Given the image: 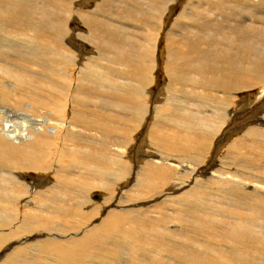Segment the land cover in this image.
<instances>
[{"label": "bare ground", "instance_id": "bare-ground-1", "mask_svg": "<svg viewBox=\"0 0 264 264\" xmlns=\"http://www.w3.org/2000/svg\"><path fill=\"white\" fill-rule=\"evenodd\" d=\"M181 2L0 0L6 46L0 51V264H264V175L245 176L228 161L214 168L220 153L236 162L248 158L238 167L264 172V117L247 130L253 141L243 135L223 153L233 131L221 136L240 91L264 94V0H187L165 32L169 11ZM92 4L88 14L79 11ZM247 8L249 23L235 18ZM73 13L89 29L83 42L102 54L85 66L63 47L62 15ZM6 28L30 43L6 36ZM15 43L50 47L51 57L11 52ZM62 48L64 58L56 54ZM8 65L40 83L15 74L9 75L15 82L4 81ZM158 69L164 98L151 104ZM139 133L148 142L141 165L129 156ZM243 144L259 155L245 153ZM211 156L209 169L200 171ZM28 171L57 180L31 191ZM124 181L128 191L119 197L113 190ZM95 190L104 192L101 200L91 199ZM165 209L188 224L168 227ZM203 215L235 222L217 223L231 229L230 247L206 236L201 228L211 223ZM150 221L167 225L151 230Z\"/></svg>", "mask_w": 264, "mask_h": 264}, {"label": "rangeland", "instance_id": "rangeland-1", "mask_svg": "<svg viewBox=\"0 0 264 264\" xmlns=\"http://www.w3.org/2000/svg\"><path fill=\"white\" fill-rule=\"evenodd\" d=\"M32 2H36V0H31ZM183 2H181V4H177L174 8H172L170 11H169V13H168V16H169V22L167 23V22H165V25L167 24V28L165 29V32H167L168 30V28L172 25V23H173V21L175 20V18L178 16V14L180 13V11H181V9H182V6L184 5L185 6V4H186V2H187V0H182ZM94 3V2H93ZM182 3H183V5H182ZM76 4H78V2H76ZM95 4V3H94ZM82 5V4H81ZM95 6H96V4H95ZM82 7V6H81ZM77 8V7H76ZM171 8V7H170ZM81 9H83V10H81ZM91 10H94V7H93V4L92 5H88L87 7L85 6V5H83V8H80L79 9V11L81 12V11H83V12H81L83 15H86V14H88V12L89 11H91ZM110 12V11H109ZM75 13V12H74ZM73 13V15L71 14L70 16H66V15H62V19H64V20H62L61 19V21H64L65 22V29H62V32H61V34H62V36H65L64 38H65V40H66V43L64 42V45H66V46H68V47H66V46H63V47H65V48H68V50H70V51H73L74 53H76V57H77V62H79V64L80 65H82V66H85V64H86V62L87 61H89V59L91 58V57H93V58H95V57H99V56H102V54L100 53L99 54V52H100V50L98 51V47L97 46H92V45H90V43H86L85 41V43L83 42V40L81 39V34H83V33H86V32H89V29H87L84 25H81V23H79L78 21H76V14H74ZM236 14V13H235ZM248 14V15H247ZM110 16L111 17H113V14H110ZM247 16V17H246ZM249 16H251L250 15V8H247V12H246V14H245V16L243 15V16H241L240 17V15L239 16H237V14H236V16H235V18H237L238 20L239 19H245L246 21H247V23H249V21L248 20H250L249 18H251V17H249ZM68 17V18H67ZM205 18H207V14H205V16H204ZM66 18V19H65ZM74 19V20H73ZM96 19L97 20H105L104 18H102V17H96ZM211 19H212V16H211ZM248 19V20H247ZM66 20H68V21H66ZM256 25V24H255ZM111 26H116L115 24H114V22L112 23V25ZM78 31V32H77ZM77 32V33H76ZM14 33V34H13ZM67 33V34H66ZM10 34V35H9ZM74 34V35H73ZM79 34V35H78ZM6 36H9V37H11L13 40L15 39L16 40V42H17V40L19 39V40H21L22 42H24V41H29V43H30V40L29 39H27L26 37H25V35L23 34V33H21V32H19V31H14V29H10V28H6ZM13 36V37H12ZM74 36V38L72 39V37ZM223 36V34H221L219 37H222ZM0 37H3V34L1 33V30H0ZM25 37V38H24ZM78 38V39H77ZM3 40V38H0V40ZM14 40V41H15ZM24 40V41H23ZM74 40V41H73ZM82 40V41H81ZM68 42V43H67ZM71 42V43H70ZM5 41L3 42V41H0V51H5ZM13 43V42H12ZM17 43H15L14 45H16ZM58 45H60L59 43H58ZM85 45V46H84ZM91 47H90V46ZM4 46V47H3ZM17 46L19 47L18 49H13L12 47H13V44L12 45H10V51L11 52H18L20 55H22V56H26V55H29V54H31L32 52L33 53H36V55H38V56H43V57H45V58H48V57H51V51H50V47H47V46H42V48L41 47H36L35 45L33 46L32 44L31 45H29V46H26L25 48L27 49H25L24 47L23 48H21L18 44H17ZM162 46V47H161ZM160 47H161V49H163L164 48V46H163V43H162V45H161ZM36 47V48H35ZM73 47V48H72ZM3 48V49H2ZM34 48H35V50H34ZM41 48V49H40ZM63 49V48H62ZM111 49L113 50V48L111 47ZM13 50V51H12ZM15 50V51H14ZM33 50V51H32ZM38 50H40V51H38ZM95 50V51H94ZM29 51V52H28ZM32 51V52H31ZM50 51V52H49ZM64 51H66V50H61V51H59V49L56 51V54L58 55V56H60L61 54H62V58H64V56L63 55H67ZM22 52V53H21ZM28 52V53H27ZM31 52V53H30ZM40 52V53H39ZM61 53V54H60ZM102 53H103V51H102ZM109 53H111V55H109L108 57H109V59H110V56H112L111 57V61H112V64H114V62L115 61H117L116 60V58H115V56H113V51H109ZM108 53V54H109ZM40 54V55H39ZM47 55V56H46ZM104 55V54H103ZM68 56V55H67ZM95 56V57H94ZM105 56H107V55H105ZM61 57V56H60ZM108 57H106L107 59H108ZM156 58H157V56H156ZM158 58L160 59V56H158ZM108 59V61H110ZM113 59L115 60V61H113ZM102 61V60H101ZM101 61H99L100 62V66L101 67H103L102 66V63H101ZM1 63V62H0ZM30 63H32V62H30ZM106 63H107V61H106ZM1 64H3V63H1ZM4 65V64H3ZM4 68H5V72L7 73V76L5 77V78H2L4 81H7V82H15L14 80H12L11 78H9V75H12V74H15V75H17V76H20L21 78H23V80H25V83L27 82H33V83H36V84H38V83H40L39 81L40 80H36L34 77H32L31 75H29L28 73H26V72H24V71H21V70H18L17 71V69L15 70V69H13L12 67L13 66H10V65H8V68H6L5 66H3ZM2 67V68H3ZM29 67H34V66H29ZM35 68V67H34ZM112 69H111V71H109V72H113V75L114 74H117L116 73V71L117 70H115L114 71V67H111ZM8 70V71H7ZM101 71H102V68L100 69ZM3 71V70H2ZM71 71H72V67L70 68V70L68 71L69 72V76L70 77H72V75H71ZM115 72V73H114ZM18 73V74H17ZM65 73H67V72H65ZM64 73V74H65ZM76 74V73H75ZM154 75H156V83L152 86V88L149 90L150 91V95H149V97L147 98L148 99V103H150V101H151V104H152V102H154L153 101V98H155V100H156V98H158V96H159V94H162V97L164 98V95H163V93H162V89H163V86H164V83H165V79H164V73L163 72H161V69H158V71H154V73H153V76ZM26 76V77H25ZM31 76V77H30ZM75 78V76H73V79ZM29 79V80H28ZM113 80H115V79H113ZM88 91L90 92L91 91V89L89 88L88 89ZM97 91L99 92V89H97ZM262 95V96H261ZM81 97V99L83 100H87L88 102H94V101H97L95 98H91V97H85V96H80ZM236 102L234 103V105H233V113H232V115H231V122L229 121V123L228 124H226L225 125V127L223 128V130H222V133H221V136H222V134H225V133H227L228 132V134L229 133H231L232 131V140L231 139H229L227 142H226V144H225V146L223 147V149H222V152L224 153V150H225V148H226V146H228V145H231V143H232V141L233 140H236V139H238V138H240L241 136H245L246 138H248L249 140L251 139V141H253L255 138L253 137V136H251V135H249V136H247L246 135V133H247V130L249 131V128H251V127H253L254 125H259V120H261V118H263L264 117V94L262 93V94H260V92H259V90L257 91V90H255V89H253V90H251V89H248V90H246V91H240L238 94H237V98H236ZM90 104V103H89ZM112 106H118V105H115V104H113ZM242 107V108H241ZM239 111V112H238ZM237 114H239V115H237ZM236 115V116H235ZM239 118V119H238ZM153 124V120H151L150 121V125H149V128L151 127V125ZM243 125V126H242ZM244 127V128H243ZM246 127V128H245ZM238 128V129H237ZM226 131V132H225ZM160 134H167V130L166 131H160ZM171 137L173 136V135H171V134H169ZM168 135V136H169ZM219 138V137H218ZM217 138V139H218ZM145 139V135H142L141 133H139L137 136H136V140H139V143L137 144V146L135 147V149L134 148H132V149H130V158L131 159H133L134 158V160H138V158H139V162L136 160L135 162H137V163H139V165H141L140 163H143L144 161H145V155L147 154V149L145 148L146 147V145H148V142L147 143H143V140ZM141 143V145H143V147L145 148V150H140V149H137V148H139L141 145H139ZM145 144V145H144ZM244 145V150H245V153H247L248 155H249V153H251L252 154V156H255L256 154H258V153H256V150H252V148H249V147H247L245 144H243ZM248 149V150H247ZM251 149V150H250ZM157 150H159V151H161L162 149L161 148H159V149H157ZM163 151V150H162ZM138 152H139V154H138ZM219 152V151H218ZM137 154V155H136ZM250 154V155H251ZM140 155V156H139ZM208 155V154H207ZM207 155H206V153H205V155L203 156V155H201L202 156V158L204 159V158H206L207 157ZM259 155V154H258ZM211 158V159H210ZM209 158V160H208V162H207V164H206V161H205V163L203 164V167L202 168H200V171H203V172H205L206 170H208L209 169V167H210V164H211V162L216 158L215 156L214 157H210ZM236 157L235 156H232V157H230V158H226L225 156H222L220 153H218V157H217V160H216V166L214 167V168H216L218 165H220L221 164V162L222 161H228L229 163H230V167L234 170V171H238V172H241L243 175H245V176H251L252 177V175H255V176H257V177H259V176H261V175H264V172L260 169V170H257L256 171V173H254L255 171H253L252 172V170H251V168H244V167H238V165H242L243 164V161H244V163H246L245 161H248V158H243L244 160L243 161H241V162H236V159H235ZM247 159V160H246ZM143 160V161H142ZM242 163V164H241ZM206 164V165H205ZM238 164V165H237ZM256 165H258V164H256ZM225 167H227V166H225ZM208 168V169H207ZM214 168H212V170H210L207 174H204V178L203 179H205V178H209V173L211 172H213L214 171ZM242 168V169H241ZM256 168H258V167H256ZM256 168L255 169H253V170H256ZM237 169H239V170H237ZM248 170V171H247ZM259 171V173H257ZM135 172V171H134ZM253 174H252V173ZM211 173H210V175H211ZM214 173V172H213ZM27 174V173H26ZM205 175H206V177H205ZM42 176V177H41ZM30 178H32V180H30V182H27ZM45 179L47 180V179H49V180H51V181H55L56 182V180H57V178H55L53 175H48V174H45V173H37V172H34V171H28V175H27V180H26V182H27V184L29 185V189L31 190V191H33V190H38L39 189V187L40 188H43L42 186H43V184H44V182H45ZM131 179H133V177L131 176ZM40 180V181H39ZM188 179L186 178L185 179V181H187ZM36 181H37V183H36ZM126 181H124L123 183H122V185L123 186H125V184L127 183H125ZM34 183V184H33ZM39 183V184H38ZM37 185H39V186H37ZM37 186V187H36ZM119 186H120V188H119ZM115 190H113L114 191V194L116 193L119 197L123 194V192L124 193H126V191H128V188H126L127 187V185L124 187V188H126V189H124V188H122L121 189V185H119ZM34 187V188H33ZM124 189V191H122ZM165 189V188H164ZM186 189H190V188H186ZM98 191V190H97ZM96 190L92 193V197H91V199L93 200V201H98V200H101V198L104 196V192L103 191H101V190H99L98 192H97ZM60 193H61V195H64L65 194V192H63V190H61L60 191ZM154 195H156V194H153L152 196H154ZM152 196H151V198H152ZM32 197V196H31ZM101 197V198H100ZM154 199V198H153ZM152 199V201H154ZM242 202V201H241ZM111 207V208H110ZM110 209H112L113 208V206H111L110 205ZM150 208H152V207H154V206H149ZM154 209V215L153 216H155V214H159V212H158V210H156L155 209V207L153 208ZM175 209V208H174ZM177 209V208H176ZM165 211H166V213L168 214V216H171V217H169V219H171V218H173L172 220H167V222L170 224V225H167V224H165V223H161L160 224V222L159 221H157V222H152V221H150L149 223V225L152 227V229L151 230H153V228H154V226L153 225H155L156 227H158V223L160 224L159 226H170V228H178L179 226L180 227H182V226H184V224H188V223H185V222H181L180 220H181V215L178 213V212H173L172 214H171V212H169L168 211V209H165ZM247 213H250V214H253V213H251V212H245V211H240V214L239 215H246ZM171 214V215H170ZM176 214V215H175ZM178 214V215H177ZM172 216H174V217H172ZM211 216H212V218H211ZM208 217V218H207ZM216 217H218V218H216ZM203 222H205L204 221V219L206 220V221H210V226H208V227H203V226H199V227H203V228H201V229H204L205 228V230L206 231H204V233L205 234H207L206 236H208L209 234L208 233H211L210 234V238L214 241V240H218L219 241V243H218V241H214L215 243H218V244H221V245H226V246H229L228 245V243L229 242H227L228 240V237H229V233L230 232H232L231 231V229H229L228 227H226V226H223V227H220V226H218L217 227V223H224V224H227V225H235V222L234 221H230V220H228L227 218H225V217H221V216H219V215H217V216H213V215H207V216H205V215H203V216H200L199 217ZM203 218V219H202ZM219 218H220V220H219ZM98 219L99 218H97V221H98ZM180 219V220H179ZM210 219V220H209ZM214 219H216V220H214ZM150 219H148V221H149ZM178 220V221H177ZM162 221V220H161ZM177 222V223H174V222ZM147 223V222H146ZM182 224V225H181ZM173 226V227H172ZM186 226V225H185ZM193 226V225H192ZM145 227V226H144ZM187 227H189V226H187ZM217 230H216V229ZM214 229V230H213ZM132 230V231H131ZM208 230V231H207ZM129 231L130 232H133V229H129ZM213 231V232H212ZM219 231H221V232H219ZM218 233V234H213V233ZM226 233H227V235H226ZM221 234V235H220ZM139 236L141 235V234H138ZM219 235V237H217ZM213 236V237H212ZM216 236V237H215ZM221 236H223V237H221ZM141 238V237H140ZM216 238V239H215ZM223 239V240H221V239ZM225 238V239H224ZM142 240V239H141ZM223 242H225V243H223ZM227 243V244H226ZM230 247V246H229ZM148 262H153V261H148Z\"/></svg>", "mask_w": 264, "mask_h": 264}]
</instances>
